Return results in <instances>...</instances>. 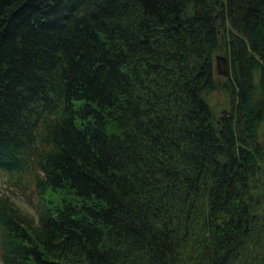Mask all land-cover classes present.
Here are the masks:
<instances>
[{
  "label": "trees",
  "instance_id": "trees-1",
  "mask_svg": "<svg viewBox=\"0 0 264 264\" xmlns=\"http://www.w3.org/2000/svg\"><path fill=\"white\" fill-rule=\"evenodd\" d=\"M263 127L264 0H0V264H264Z\"/></svg>",
  "mask_w": 264,
  "mask_h": 264
},
{
  "label": "rangeland",
  "instance_id": "rangeland-1",
  "mask_svg": "<svg viewBox=\"0 0 264 264\" xmlns=\"http://www.w3.org/2000/svg\"><path fill=\"white\" fill-rule=\"evenodd\" d=\"M222 53L221 51H218ZM215 74V73H214ZM215 76L221 79L224 76L216 75ZM208 100L215 108L216 114L222 113V110L229 111L226 104L225 91L217 87L216 89L210 91L208 94ZM264 131V127H263ZM264 141V133L263 139ZM0 192L8 194V196L24 211L34 213V204L33 202L36 199V194L31 191L29 183L26 179L19 178L17 181L13 179L12 176H8L5 173H2L0 176Z\"/></svg>",
  "mask_w": 264,
  "mask_h": 264
},
{
  "label": "water",
  "instance_id": "water-1",
  "mask_svg": "<svg viewBox=\"0 0 264 264\" xmlns=\"http://www.w3.org/2000/svg\"><path fill=\"white\" fill-rule=\"evenodd\" d=\"M213 67H214V73L216 75L224 76L227 73L228 70V58L225 53H214L213 58ZM222 112H226L225 110H222Z\"/></svg>",
  "mask_w": 264,
  "mask_h": 264
}]
</instances>
